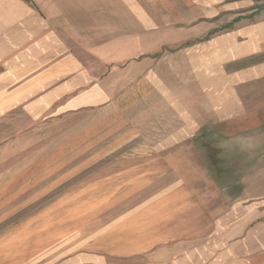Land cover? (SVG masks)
I'll use <instances>...</instances> for the list:
<instances>
[{"label":"crops","instance_id":"crops-1","mask_svg":"<svg viewBox=\"0 0 264 264\" xmlns=\"http://www.w3.org/2000/svg\"><path fill=\"white\" fill-rule=\"evenodd\" d=\"M69 126L98 158H138L129 185L160 184L122 215L126 255L264 264V0H0V201L20 141L62 153ZM230 155L246 175L219 183Z\"/></svg>","mask_w":264,"mask_h":264},{"label":"rangeland","instance_id":"rangeland-1","mask_svg":"<svg viewBox=\"0 0 264 264\" xmlns=\"http://www.w3.org/2000/svg\"><path fill=\"white\" fill-rule=\"evenodd\" d=\"M73 129L65 128L66 141L59 144L62 153L56 152L57 144L50 141L27 149L23 139L18 153L2 161L5 172L18 169L7 181L0 201V233L7 246L4 257L16 258L15 264H60V260L74 254L94 252L107 257V264H139L147 260L145 254H125L129 246L124 243L122 215L155 193L160 184L152 182L142 190L129 185V175L122 172H128L138 158L121 159L116 154L98 158L93 150L105 147L80 144L71 134ZM138 145L129 144L121 151H134V147L138 150ZM259 146L264 144L260 142ZM231 156L218 158V166H212L224 169L221 175L216 174L221 176H216L219 183L246 175V160L236 161ZM235 161L241 171L231 176L229 164Z\"/></svg>","mask_w":264,"mask_h":264}]
</instances>
